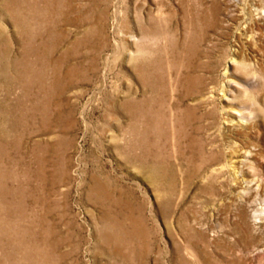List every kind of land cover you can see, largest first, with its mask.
<instances>
[{
  "label": "rangeland",
  "instance_id": "374dc122",
  "mask_svg": "<svg viewBox=\"0 0 264 264\" xmlns=\"http://www.w3.org/2000/svg\"><path fill=\"white\" fill-rule=\"evenodd\" d=\"M0 264H264V0H0Z\"/></svg>",
  "mask_w": 264,
  "mask_h": 264
},
{
  "label": "bare ground",
  "instance_id": "6f19581e",
  "mask_svg": "<svg viewBox=\"0 0 264 264\" xmlns=\"http://www.w3.org/2000/svg\"><path fill=\"white\" fill-rule=\"evenodd\" d=\"M229 123V122H228ZM260 218V217H259ZM256 222H257V220H256ZM104 241H105V243L106 244H109L110 242H112V240L108 237V236H106L105 238H104ZM113 243V242H112ZM114 244V243H113ZM118 247V246H117ZM117 249V248H116ZM118 249H120V248H118ZM114 250H115V248H114ZM116 251V250H115ZM117 252V251H116ZM116 252L115 253H113V255L114 254H116ZM119 253V252H118Z\"/></svg>",
  "mask_w": 264,
  "mask_h": 264
}]
</instances>
